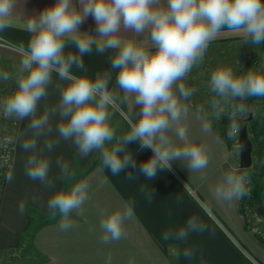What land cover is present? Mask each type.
<instances>
[{"label":"clouds","instance_id":"clouds-1","mask_svg":"<svg viewBox=\"0 0 264 264\" xmlns=\"http://www.w3.org/2000/svg\"><path fill=\"white\" fill-rule=\"evenodd\" d=\"M15 7L16 0H0V31L11 27ZM89 16L95 21V34L80 31ZM25 29L31 34L27 47L20 44L14 48L22 58L15 73L16 89L0 101V108L6 117L29 121L25 133L32 135L21 142V148L29 153L25 164L29 179L52 186L50 160L43 153L51 152L60 140L45 139L42 147L39 140L52 133V118L58 117V137L71 141L81 158L99 152L102 167L113 175L137 169L129 144L138 142L141 150H151L152 156L138 167V173L151 180L159 171H173L175 161L186 162L191 172L208 167L209 149L189 138V110L182 103L195 89H188L182 81L203 62L209 45L222 30L241 35L247 44H264V0H55L29 18ZM122 31L133 33L134 38L123 37ZM70 44L75 53L66 52ZM93 46L98 54L116 50L110 60L111 68L118 70L116 86L125 93L124 101L134 98V108L140 110L137 115L134 108L130 115L122 113L130 127L119 140L110 124L109 109L118 110L109 89L110 74L91 79L72 71L73 67L85 68L84 56L92 53ZM54 73L66 83L59 88L58 104L46 105L41 112L39 105L48 97ZM0 78L11 79L8 73H0ZM208 87L215 97L211 101L214 117L228 115V135L234 137L237 117L246 111L244 104L236 102L264 97V72L249 69L236 74L232 67L221 65L211 73ZM197 118L202 121V130L209 132L207 116L198 113ZM57 165L65 177H74L63 160L58 159ZM134 176L129 172L127 178ZM7 179L11 182L13 177ZM247 182V176L232 166L216 183L212 195L216 201L230 204L247 195ZM88 191V182L82 180L68 190L52 193L47 209L53 218L60 214L61 231L74 227L70 213L82 214ZM18 210L23 214L25 205L21 203ZM132 216L130 203L112 211L102 209L101 243L125 238L124 225ZM206 230L207 225L190 217L186 226L165 232L163 239L184 241L191 232ZM183 254L191 258L193 251L186 248ZM107 260L111 264V256Z\"/></svg>","mask_w":264,"mask_h":264},{"label":"crops","instance_id":"crops-1","mask_svg":"<svg viewBox=\"0 0 264 264\" xmlns=\"http://www.w3.org/2000/svg\"><path fill=\"white\" fill-rule=\"evenodd\" d=\"M54 3L55 0H16L11 27L0 31V35L10 43L9 46H0V73H8L10 80L15 82L16 69L22 59L14 48L20 44L27 47L30 40L31 34L25 29L27 20ZM80 31L95 34V21L91 16L81 25ZM121 35L127 39L134 38L131 32L122 31ZM239 44L248 45L241 35L222 30L221 35L209 45L203 62L193 67L191 72H209L207 75H211L221 65L234 70L240 57H237L239 50L234 49ZM228 46L230 48L226 50ZM67 51L75 53L76 48L70 44ZM243 53L244 60L248 59L250 47ZM115 54L116 50L98 54L93 46L92 53L84 56L85 68L73 67L72 71L91 79L110 74L109 89L118 105L117 111L109 110L112 113L110 124L119 140L129 131L130 126L122 113L131 114L134 98L124 101L125 93L116 86L118 70L112 69L110 63ZM190 73L182 81L185 86ZM192 81L195 83L196 80ZM65 83L53 74L48 97L40 102L39 111L42 112L46 105L51 108L58 104L59 88ZM182 103L189 110L186 121L189 138L197 144L207 145L209 165L203 172H191L186 168V162L175 161L173 171H159L151 180L138 173L139 165L152 156L151 150H141L138 142L129 144L127 147L135 157L137 169L128 168L119 175H113L102 167L99 152L81 158L71 141L60 139L55 131L58 117H53L52 133L39 140L40 147L45 139L60 140L51 152L45 150L43 153L50 160L48 178L52 186L46 187L26 175L29 153L21 148V142L32 133H25L29 121L19 120L12 166L0 194V264H108L109 256L111 264H264V245L246 228L240 199L230 204L222 203L212 195L216 183L233 164L228 144L214 122L216 119L212 116L211 107L196 102L192 96ZM139 111L138 107L134 108L133 114L137 115ZM198 113L201 117L207 116L209 132L202 130ZM58 159L69 165L74 177L68 178L61 173ZM129 172L135 175L133 179L127 178ZM9 175L13 177L11 182L7 179ZM82 180L88 182L89 198L83 205L82 214L70 213L69 219L74 227L61 231L62 218L59 213L52 217L47 202L53 192L68 190ZM190 188L199 196L201 203L192 195ZM21 203L25 205L23 214L18 210ZM125 203H130L133 208L132 218L124 225L126 237L118 242L102 244L101 210H116ZM190 217L198 218L207 225V230L191 232L184 241L163 239L165 232H175L186 226ZM186 248L193 251L191 258L184 256Z\"/></svg>","mask_w":264,"mask_h":264},{"label":"rangeland","instance_id":"rangeland-1","mask_svg":"<svg viewBox=\"0 0 264 264\" xmlns=\"http://www.w3.org/2000/svg\"><path fill=\"white\" fill-rule=\"evenodd\" d=\"M250 47V54L248 56V59L243 58V51L245 50L246 52V48ZM230 47L228 46L226 50H228ZM234 50H239L238 52V56L239 57V64L237 65V68H234V72L236 74H243L246 73L249 69L252 70H259L261 72H264V44H261L259 46L256 45H252V44H248V45H241L239 44L237 46V48H235ZM237 54V53H236ZM209 72H207L208 74ZM212 73V72H211ZM206 72H191L190 73V78L188 77V80H186V87L188 89H195V93L194 95H192V97L194 98V100L196 102H201L204 104H207L211 107V101L213 99H215L214 94L211 92V90L209 89L208 85H209V81H207L206 79H210L211 75H207ZM210 74V73H209ZM194 77V78H192ZM192 78V79H191ZM203 78L205 79L204 81H200L199 79ZM2 78H0V89L1 88H6L7 90H14L13 88L16 87L14 85V80H8V81H4L1 80ZM191 79V80H190ZM192 80H196L195 83H193ZM205 86H207L205 88ZM236 103H242L245 105L246 111L243 115L238 116L237 118H247L250 115L257 117V116H261L264 114V100L262 99V97L257 98V97H253V98H248L245 101H237ZM109 110H114L112 108H110ZM208 110V109H207ZM117 111V110H115ZM210 111L212 112V116L213 115V109L212 107L210 108ZM226 115H223L220 117V119H216V121L214 120V122L217 124V122L219 120H222L223 117H225ZM238 129H241L243 126V122H238ZM217 126V125H216ZM235 140L233 141L232 145L229 148L230 151V160L233 164V166H236L239 170V172L241 174H245L248 178V182H247V195L249 198H254L257 203L259 204V202L261 201L264 205V173L258 168V159L257 156L253 154L252 156V165L248 168H241L240 167V154H239V133L234 136ZM264 142V139H263ZM264 150V148H263ZM180 180H182V178H180ZM183 181V180H182ZM186 182L184 181V184ZM186 185L188 186V184L186 183ZM2 186H3V177H0V194H1V190H2ZM189 187V186H188ZM191 193L194 197H196V199H199V196L196 194V192H194L193 189H191ZM241 201V199H240ZM245 205V206H244ZM243 205L244 211H246L244 213V217H245V223H250L251 217L253 216V210L250 208V206L246 204ZM247 205V206H246ZM262 217V215H261ZM263 219V217H262ZM264 222V219H263ZM264 225V223H263ZM253 233V232H252ZM255 235V233H253Z\"/></svg>","mask_w":264,"mask_h":264},{"label":"built area","instance_id":"built-area-1","mask_svg":"<svg viewBox=\"0 0 264 264\" xmlns=\"http://www.w3.org/2000/svg\"><path fill=\"white\" fill-rule=\"evenodd\" d=\"M9 45V41L0 35V46L5 47ZM13 89L14 90H7L6 88H1L0 101L15 91L16 88ZM18 122L19 120L15 117L4 116L3 110L0 108V177H3V182L12 166ZM251 220V231L258 234L264 240V222L257 210H253Z\"/></svg>","mask_w":264,"mask_h":264},{"label":"trees","instance_id":"trees-1","mask_svg":"<svg viewBox=\"0 0 264 264\" xmlns=\"http://www.w3.org/2000/svg\"><path fill=\"white\" fill-rule=\"evenodd\" d=\"M262 99L264 100V97H262ZM238 122H243V126L247 127L249 137L253 143L252 156L253 154L257 156V159L259 162H258V165L256 166H258V168L264 173V150H263L264 148V142H263L264 114L261 116H257V117L252 116L251 119H250V116L247 118H237L236 123ZM230 124H231V121L228 115L223 117L222 120H219L216 124L217 125L216 127L219 129L220 133L224 137L229 148L232 145L233 141L235 140L234 137H229L228 135ZM240 130L241 129H238V133L240 132ZM246 203L248 206H250L252 210H256L257 206H260V205L264 206L261 201L258 204L254 198L252 197L249 198L248 195H246L243 198H241V201H240V211L242 215H244V213L246 212L244 211V208H243V205ZM244 220H245V217H244ZM250 225H251L250 223H247V224L245 223L246 228L249 230H251ZM255 236L264 245V240L256 233H255Z\"/></svg>","mask_w":264,"mask_h":264},{"label":"water","instance_id":"water-1","mask_svg":"<svg viewBox=\"0 0 264 264\" xmlns=\"http://www.w3.org/2000/svg\"><path fill=\"white\" fill-rule=\"evenodd\" d=\"M252 115H250L251 119ZM239 154H240V167L248 168L252 165V152L253 143L249 137L247 127L243 126L239 132ZM257 212L262 215L264 219V206L260 205L256 208Z\"/></svg>","mask_w":264,"mask_h":264}]
</instances>
